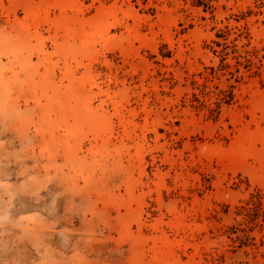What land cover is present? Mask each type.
Returning a JSON list of instances; mask_svg holds the SVG:
<instances>
[{"label": "rangeland", "instance_id": "obj_1", "mask_svg": "<svg viewBox=\"0 0 264 264\" xmlns=\"http://www.w3.org/2000/svg\"><path fill=\"white\" fill-rule=\"evenodd\" d=\"M0 264H264V0H0Z\"/></svg>", "mask_w": 264, "mask_h": 264}]
</instances>
